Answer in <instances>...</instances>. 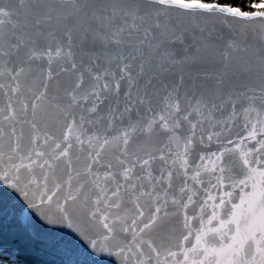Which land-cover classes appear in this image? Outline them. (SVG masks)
I'll list each match as a JSON object with an SVG mask.
<instances>
[{
    "label": "snow or ice",
    "instance_id": "snow-or-ice-1",
    "mask_svg": "<svg viewBox=\"0 0 264 264\" xmlns=\"http://www.w3.org/2000/svg\"><path fill=\"white\" fill-rule=\"evenodd\" d=\"M0 264H264V0H0Z\"/></svg>",
    "mask_w": 264,
    "mask_h": 264
}]
</instances>
